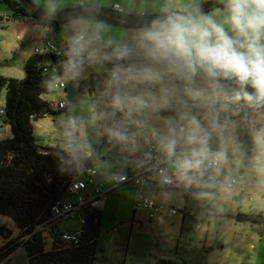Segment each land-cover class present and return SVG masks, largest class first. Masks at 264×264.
<instances>
[{
    "label": "rangeland",
    "instance_id": "374dc122",
    "mask_svg": "<svg viewBox=\"0 0 264 264\" xmlns=\"http://www.w3.org/2000/svg\"><path fill=\"white\" fill-rule=\"evenodd\" d=\"M30 1L44 11H50L53 7L59 10L58 8H63L67 1L79 3L78 7L82 4L81 0ZM96 25L102 29L105 27L97 23ZM83 32L86 37H94L100 41L101 45H105L100 35L89 34L82 28L65 32L62 28L56 30L48 26H35L27 19H12L9 8L0 3V76L16 80L24 79V63L35 56L36 48H43V43L38 40L41 34L50 33L49 40L61 47L63 43L57 40H65L71 44L74 41V34ZM104 59L112 58L88 55L77 73L65 75L66 89L64 90L54 88V83H58L60 79L44 82V87L50 89L51 93L43 94L42 99L52 108L58 101H69L74 109L77 125L71 127L70 114L65 112L32 121L33 137L38 148L62 149L65 146L66 136L76 133L89 147L102 144L97 118L89 102L88 88L79 90V84L86 81L90 73L99 72ZM49 63L50 61L44 60L40 65ZM145 84L148 87L141 90L139 95H144L145 98L149 92L157 97L161 95L160 85ZM127 89L126 84L121 85V90ZM4 97L5 91H2L0 94L2 110ZM181 102L182 99L177 96L172 98L166 106L148 107L135 111L136 132L145 144L155 145L160 155L164 152L159 147L158 138L153 135V131L158 135H164L163 129L167 120H173V118L161 115V111L169 106H173L177 111ZM223 102V97L203 98L190 116L195 115L201 122L207 121L205 116H210L207 107L222 106ZM262 108L255 107L223 123L226 127L220 150L223 149L226 152L227 158L221 162L219 174H230L231 169H239L245 184L243 193L236 189H215L202 180L190 182L186 180L184 189L187 192L179 188L157 190L153 186L149 196L157 207H163L164 210L150 217L148 211L134 209V187L124 185L107 194L104 206L100 208L103 219L94 264H158L161 261L170 264H250L257 252L259 245L257 238L261 230L257 225L237 222L236 215L239 212L246 213L251 210L264 214V159L259 161L256 159L258 148L254 140L256 135L252 132L256 123L247 120V116L255 111L253 116L258 120L257 126L264 131ZM131 114L132 111L126 108V114L122 115L123 123ZM3 121L4 119L0 118V122ZM141 124L144 125L141 126ZM243 132L247 133L245 147L251 149L254 160V165L251 167H246L241 159L233 161L228 159L235 151L238 137ZM102 152L107 154L109 147L103 146ZM96 169L102 176V181L97 180V182L104 185V189H108L111 186L110 174L131 176L136 171V165L128 156L118 154L105 160ZM79 178L86 182L88 180L85 173H81ZM195 186L203 192L194 191ZM88 187L89 190L93 188L90 185ZM61 200L63 203H73L75 199L73 196L66 195ZM169 210H174L175 214H170ZM0 224L12 233V237L19 234L11 218L0 217ZM58 225L63 233L79 234L81 212L74 214L68 220L60 221ZM44 235L47 237L46 232ZM3 243L4 240L0 238V246ZM47 245L48 248L51 246L50 240L47 241ZM5 264H28L25 251L19 248Z\"/></svg>",
    "mask_w": 264,
    "mask_h": 264
},
{
    "label": "trees",
    "instance_id": "16d2710c",
    "mask_svg": "<svg viewBox=\"0 0 264 264\" xmlns=\"http://www.w3.org/2000/svg\"><path fill=\"white\" fill-rule=\"evenodd\" d=\"M0 3L9 8L11 18L15 20L27 19L54 29L71 21L35 18L15 0H0ZM80 7H86V5ZM223 7L224 5L214 9ZM51 12L56 11L51 10ZM78 19L102 26L135 27L95 14L80 15L72 20ZM87 33L91 34L89 31ZM98 48L97 39L85 36L84 41L72 48H67L60 57L35 55L29 58L23 65L24 79L22 80L0 76V94L5 91L4 123L10 129L9 138H0V217L11 218L19 232L16 237H12V233L0 224V238L4 240L0 246V264L8 262L19 248L25 251L28 264L95 263L103 219L102 211L89 206L83 207L81 214L83 223L76 241L67 242L62 238L63 233L59 229V223L53 221L52 206L66 196L67 184L78 178L85 169L97 168L105 160L118 155L117 148L122 140L115 135V132H122L125 136L128 134L122 121L126 108L115 107L113 101L116 88L105 80L116 66L133 70L139 67L142 58L136 54L137 50L132 49V53L123 59L120 57L113 63L103 65L99 72L90 73L86 81L79 84V90L88 88L89 102L96 115L102 136V144L92 146L89 156L58 147L38 148L35 145L31 123L47 115L63 113V111L53 109L42 99L43 94L51 93L50 89L44 87V82L52 81L53 78L42 72L40 63L48 60L55 65H67L69 60H74L80 67L84 64L80 62L82 56L93 54L92 52ZM163 77L164 83L169 87L176 85L180 88L177 96L182 99V102L177 111L173 106H169L161 111V115L172 117V121L179 126L185 122L181 120V116H190L200 103V100L192 99V96L183 89L188 88L194 93L199 89H204L205 85L199 76L195 77L190 84L174 79L173 74L170 73H163ZM126 85L131 96L139 95L141 90L148 87L145 83H140L135 79L129 80ZM254 108L243 101L233 103L227 99L222 106L207 107V112L209 115L213 113L218 115L219 123L223 125L225 121ZM201 124L211 132L210 149L213 152L220 150L224 129L212 131L207 121ZM252 132L257 135L262 130L254 125ZM163 133L168 134L167 124L164 126ZM246 136L247 133L243 132L238 137L237 147L228 159L230 161L241 159L246 167H251L254 165V160L251 149L245 147ZM103 146L109 147L107 154H103ZM193 189L196 192H203L196 186ZM180 190L187 192L184 187ZM236 221L259 226L261 235L264 236L263 213L255 210L246 213L239 212L236 215ZM44 232L47 233V237ZM48 240L51 241L49 248ZM158 264L170 263L161 261Z\"/></svg>",
    "mask_w": 264,
    "mask_h": 264
},
{
    "label": "clouds",
    "instance_id": "9594fccd",
    "mask_svg": "<svg viewBox=\"0 0 264 264\" xmlns=\"http://www.w3.org/2000/svg\"><path fill=\"white\" fill-rule=\"evenodd\" d=\"M223 9L213 13H193L188 10L169 11L161 19L143 28L137 38L136 54L142 63L135 70L117 66L111 73L109 83L115 85L114 105L131 111L166 106L177 97L180 88L164 83L163 73L190 84L197 76L205 88L189 93L194 100L219 99L227 96L233 103L243 101L251 107H264V0H223ZM55 10L54 7L52 9ZM216 17H220L218 20ZM75 51V49H74ZM132 49L125 46L119 53L121 59L130 55ZM69 73H77L79 65L69 60ZM160 85V96L149 92L130 96L121 90L129 80ZM212 131H222L226 125L219 123L213 113L205 116ZM185 123L177 126L167 120V135L157 136L159 147L174 163L181 180L191 181L202 168L215 166L219 171L226 152H213L209 147L211 132L195 116L182 115ZM121 140L127 137L115 132ZM258 148L256 159H264V131L254 138ZM183 148L178 152V146Z\"/></svg>",
    "mask_w": 264,
    "mask_h": 264
},
{
    "label": "built area",
    "instance_id": "2783aa9c",
    "mask_svg": "<svg viewBox=\"0 0 264 264\" xmlns=\"http://www.w3.org/2000/svg\"><path fill=\"white\" fill-rule=\"evenodd\" d=\"M209 1V0H207ZM83 6L85 0H81ZM114 11L121 12L119 6L113 7ZM85 35H77L74 38L72 45H79L84 41ZM43 48H36L35 55L45 56L53 55L54 57H60L63 55L67 48H58L51 43L46 36L41 37ZM42 72L53 78V81L60 79L58 83H54L55 89H66L65 75L68 72L66 70V64L55 65L49 63L41 67ZM112 73V72H111ZM111 73L106 78V82L111 80ZM110 84V83H109ZM115 87V85H112ZM131 96L127 90H122ZM231 93L228 92L224 98L229 99ZM54 109L57 111H63L70 114L69 124L71 127L77 125L76 118L73 115L72 105L69 101L61 100L54 104ZM0 118L4 119V110L0 109ZM185 123V122H184ZM181 123L179 126H182ZM126 131L128 132L127 138L122 140L117 148V154L128 156L137 166V172L133 177H127L126 175L111 174L112 187L104 189L102 185L96 184L95 177L98 174L96 168H88L83 171L87 174V182L81 180L79 177L71 180L66 187V195L74 197L73 203H63L62 200H58L52 206V215L54 222H60L68 220L76 213L82 214V208L89 206L94 209H100L104 202L105 197L111 191L123 187L126 184H132L134 187V209H143L148 211L150 217L155 213L163 212V207H157L154 200L149 196L150 187L155 186L159 189H174L182 188L185 186L186 180L179 178L178 172L175 167L174 157H168L165 153L160 155L157 152L155 145H144L138 134L135 132V122L133 118H129L123 123ZM183 148L181 143L178 146L179 152ZM65 150L75 151L81 153L83 156H89L91 147L81 139L77 134L72 136H66ZM221 166V164H220ZM219 166V168H220ZM202 180L213 188H226L236 189L243 192L244 182L241 177V171L239 169H233L231 174L222 175L216 170L215 166H208L207 164L202 168L201 172L196 173L191 181ZM93 187L92 193H87L88 186ZM170 214H175L174 210L168 211ZM83 223L81 216V225ZM63 233V232H62ZM77 234H62V238L67 242H75Z\"/></svg>",
    "mask_w": 264,
    "mask_h": 264
},
{
    "label": "crops",
    "instance_id": "0c3cea01",
    "mask_svg": "<svg viewBox=\"0 0 264 264\" xmlns=\"http://www.w3.org/2000/svg\"><path fill=\"white\" fill-rule=\"evenodd\" d=\"M206 1L207 0H90V2L88 3V0H85V5L86 6H93V7H106L107 9H111V10H113V7L115 5H117V6H119L121 13L131 15L134 17L144 18V17H158V16L166 15V14H168L169 11H180V10L189 9V8L198 6V5H200ZM78 6H79V3L77 4L76 2L67 1L65 6H63V8H58V9L62 10V11H68V10L76 9ZM44 9H47V8H44ZM216 9H223V8H216ZM59 10L55 9V11H59ZM214 11H215V9H212V10H209L207 12H204V14H210V13H213ZM216 18L218 20L220 19V17H216ZM32 23L35 26L40 25V26L44 27V25H42V24H38L35 22H32ZM60 28H62L65 32L69 31L71 29H78V28L81 29L82 28L83 31H86V32L89 31L90 33L100 35L104 39L105 45L104 46L101 45L100 41L98 40L99 41V47L105 48L112 53V54L106 55L107 57L109 56L112 59H104L103 60V65H105V64L113 63L116 60H118L120 58L119 53L125 46H128L129 48L136 50L135 49L136 38H137L139 32L145 27L105 26L104 29H102V28L98 27V25H96V23H88L87 21H85L83 19H78V20H71L69 22H66L62 26L57 28L56 30H59ZM56 35H57V33H56ZM77 35H85V34H84V32L79 33V34L78 33L74 34V38ZM42 36H46L47 39L49 40L50 33H47V35L41 34L40 39L38 38V40L41 43H42V41H41ZM52 38L54 39L53 35H52ZM57 39H58V37H57ZM57 41L63 43V46H61V47L56 45L60 49L65 48L67 46L70 48L73 47V45H72L73 42L71 44H69L65 40L60 39ZM51 43H53V42H51ZM103 65H102V67H103ZM102 67H101V69H102ZM225 101H226V99L224 98L223 104L225 103ZM261 110L264 111V107ZM72 111H73V115L75 116V112H74L73 107H72ZM254 112L255 111L251 112L249 114V116H247V120H250V121H252V123H256L255 125H257L259 123L257 122L258 120H256L254 118L255 116H253ZM134 114H135V111H132V114L130 115L129 118H133L134 122H135ZM143 125L144 124H141V126H143ZM135 132H136V122H135ZM76 134L78 135V133H76ZM9 137H10L9 126L6 125L4 123V121L2 123L0 122V138L6 139ZM139 138H140V136H139ZM140 140L144 145H146L141 138H140ZM93 146H95V145H93ZM232 170L233 169H231V172H232ZM136 172H137V166H136L135 173L133 175L127 176V177H133L136 174ZM119 175H124V174H119ZM222 175H224V174H222ZM225 175H229V174H225ZM95 178H96L95 179L96 184L102 185L101 183L97 182V180L102 181L101 173H98ZM109 182H110L111 186L108 187V189L112 187V181H111L110 176H109ZM126 185H132V184H126ZM102 186H104V185H102ZM152 187H150V190L152 189ZM157 190H162V189L157 188ZM92 191H93V188H92V190H89V187L87 188V193L90 194V193H92ZM240 192L243 193L242 191H240ZM103 206H104V204H103ZM257 240L259 242L258 243L259 245L257 247V252L255 253L254 258L250 262V264H264V236L261 235V232L259 233V237L257 238Z\"/></svg>",
    "mask_w": 264,
    "mask_h": 264
},
{
    "label": "water",
    "instance_id": "95a60500",
    "mask_svg": "<svg viewBox=\"0 0 264 264\" xmlns=\"http://www.w3.org/2000/svg\"><path fill=\"white\" fill-rule=\"evenodd\" d=\"M15 1H17L28 13L33 15L35 18H41V19H46V20L66 21V20H72L73 18H76L84 14H95V15H101L103 17L116 20L118 22H121L129 26L146 27V26H149L154 20L161 19L167 15L166 14V15H162L158 17L142 18V17H134L131 15H127V14L117 12L114 10H110V9H104V8L93 7V6L79 7V8L68 10V11L51 12V11H44L40 9L30 0H15ZM223 5H224L223 0H209V1L203 2L202 4L198 6L185 9V10L191 11L193 13H196L198 11L204 12V11H209L211 9H214L215 7L223 6ZM92 53L93 54L83 55L80 62L84 63L88 55H97L99 57H103V56L112 54L107 49L101 48V47L94 50Z\"/></svg>",
    "mask_w": 264,
    "mask_h": 264
}]
</instances>
